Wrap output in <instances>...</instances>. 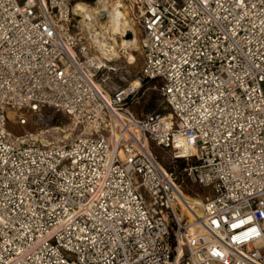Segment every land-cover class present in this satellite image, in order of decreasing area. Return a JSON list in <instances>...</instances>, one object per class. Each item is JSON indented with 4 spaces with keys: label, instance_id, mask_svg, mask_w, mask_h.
Here are the masks:
<instances>
[{
    "label": "built area",
    "instance_id": "obj_1",
    "mask_svg": "<svg viewBox=\"0 0 264 264\" xmlns=\"http://www.w3.org/2000/svg\"><path fill=\"white\" fill-rule=\"evenodd\" d=\"M76 1L0 0V264H264V0H130L134 73ZM47 109L68 137L7 127Z\"/></svg>",
    "mask_w": 264,
    "mask_h": 264
},
{
    "label": "bare ground",
    "instance_id": "obj_2",
    "mask_svg": "<svg viewBox=\"0 0 264 264\" xmlns=\"http://www.w3.org/2000/svg\"><path fill=\"white\" fill-rule=\"evenodd\" d=\"M73 11L80 16L81 30L87 35L94 56L100 62L109 65L120 58L128 64L136 61L134 51L138 49V34L124 0H97L94 6L79 0L73 5ZM132 102L124 109L135 111ZM185 197L189 203L199 202Z\"/></svg>",
    "mask_w": 264,
    "mask_h": 264
},
{
    "label": "rangeland",
    "instance_id": "obj_3",
    "mask_svg": "<svg viewBox=\"0 0 264 264\" xmlns=\"http://www.w3.org/2000/svg\"><path fill=\"white\" fill-rule=\"evenodd\" d=\"M82 1L94 6L96 5L97 0H82ZM124 2L126 5H128L130 9L129 14H130V17H132L130 0H124ZM133 23H134V28L139 37L141 34V31L139 27L137 26V24L134 22V20H133ZM74 24H75L74 30L75 31L79 30L80 34L85 37L87 42H89V40L87 39V35L81 30L80 16H74ZM127 36L129 37L130 35L128 34ZM134 55L136 57V61L133 64L126 63L124 58H120L116 60V62L121 61L122 63L128 64V69L132 73H134L135 71L140 69L141 61H142V58H141V55L138 49L134 51ZM146 89L147 88H144L142 91H140L138 97L133 100L132 107L137 109V112H139L140 110L166 112L167 110L164 108V105L161 102V98L159 94L157 93V91L152 88H149L147 90ZM151 101L154 104L152 109L148 108L149 103ZM7 116H8L7 127L9 130H11L14 134H21L24 132H29L30 134H32L30 136L31 140L36 141L38 143L54 142L60 138H63V139L66 138L65 135L68 134V131L66 130L68 119L63 114L55 110H52V109L45 110L42 113V115L39 114L38 117L37 116L31 117V115H27L28 123L25 126H19L14 122L15 114L13 110H8ZM57 127H60L64 131H60ZM159 154L160 156L164 155L163 157H161L162 158L161 160L164 162H167L168 160L167 156L162 151H159ZM186 196L188 199L190 198L196 199L189 195H186ZM200 197L202 198L203 194H200Z\"/></svg>",
    "mask_w": 264,
    "mask_h": 264
},
{
    "label": "trees",
    "instance_id": "obj_4",
    "mask_svg": "<svg viewBox=\"0 0 264 264\" xmlns=\"http://www.w3.org/2000/svg\"><path fill=\"white\" fill-rule=\"evenodd\" d=\"M153 106H154V104H153V102L151 101V102L149 103V106H148V108L152 109V108H153ZM179 163L181 164L182 162H181V161H179Z\"/></svg>",
    "mask_w": 264,
    "mask_h": 264
}]
</instances>
